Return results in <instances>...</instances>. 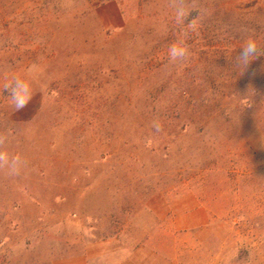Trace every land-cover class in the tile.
<instances>
[{
  "label": "rangeland",
  "instance_id": "1",
  "mask_svg": "<svg viewBox=\"0 0 264 264\" xmlns=\"http://www.w3.org/2000/svg\"><path fill=\"white\" fill-rule=\"evenodd\" d=\"M181 4L200 13L187 36ZM248 36L264 43V0H0V153L20 160L0 164V264H264ZM178 37L190 55L169 62ZM17 75H34L20 111Z\"/></svg>",
  "mask_w": 264,
  "mask_h": 264
},
{
  "label": "clouds",
  "instance_id": "2",
  "mask_svg": "<svg viewBox=\"0 0 264 264\" xmlns=\"http://www.w3.org/2000/svg\"><path fill=\"white\" fill-rule=\"evenodd\" d=\"M194 9L183 6H176L174 9L173 23L176 26L179 36H187L190 32L198 30V16L188 20ZM187 45L178 37L177 42L171 44L167 49V58L169 62L184 61L189 57ZM264 57V43L253 36L246 37L237 54L234 57V63L238 68L247 69L258 58ZM40 69L32 65L27 69V73L35 74ZM34 75L12 76L3 84V92L7 93L5 98L9 106L15 111H20L27 107L34 94ZM19 157H11L5 153H0V164H6L10 170L15 173L19 165Z\"/></svg>",
  "mask_w": 264,
  "mask_h": 264
},
{
  "label": "crops",
  "instance_id": "3",
  "mask_svg": "<svg viewBox=\"0 0 264 264\" xmlns=\"http://www.w3.org/2000/svg\"><path fill=\"white\" fill-rule=\"evenodd\" d=\"M203 223H206V220L203 222ZM140 248V247H139ZM90 256V255H89ZM136 260V259H135ZM134 260V264H138L137 261ZM127 262V259L125 260ZM56 264V263H55ZM70 264H73V263H70ZM82 264V263H81ZM83 264H87V263H83ZM170 264H174L173 262H170Z\"/></svg>",
  "mask_w": 264,
  "mask_h": 264
}]
</instances>
